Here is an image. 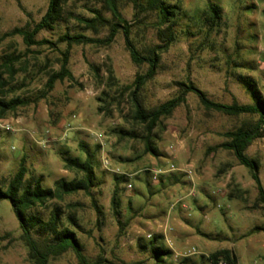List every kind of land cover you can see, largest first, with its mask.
<instances>
[{
    "label": "rangeland",
    "instance_id": "obj_1",
    "mask_svg": "<svg viewBox=\"0 0 264 264\" xmlns=\"http://www.w3.org/2000/svg\"><path fill=\"white\" fill-rule=\"evenodd\" d=\"M167 1L179 7L172 27L175 38L162 50L156 74L140 92L144 105L153 107L175 96L178 82H192L210 99L225 104L251 103L249 84H253L264 100V0ZM210 3L220 8L218 23L206 20ZM47 7L48 0H0V70L5 84L0 98L22 101L0 117V189L22 161L24 177L40 178L45 187H52L58 178L80 177L65 168L63 157L84 160L79 145L83 143L94 153L92 196L78 192L32 211L46 218L58 205L63 219L72 215L88 263L102 257L114 263L209 264L204 257L228 248L237 264H264V232L244 236L254 226L264 225V205L256 204L249 170L230 151L215 148L226 140L224 132L256 116L206 109L195 95L187 94L149 135L156 152H145L147 133L133 118L129 90L147 65L130 59L121 33L109 45L72 46L68 69L73 78L56 81L43 94L47 76L59 69L65 49L58 38L64 32L104 37L106 28L95 34L85 29L80 18L92 17L93 9L111 18L103 0H64L54 28L35 36L54 47L28 48L20 35L6 36L15 28L31 29ZM119 10L126 20L134 21L132 0H121ZM142 20L150 28L142 35L134 32L136 45H162L165 26L156 25L152 13ZM12 56L18 60L9 77L1 63ZM246 153L259 161L264 188V137L255 139ZM115 176L124 177L117 195L120 215L111 204ZM148 234L169 249L168 255H161L164 263L141 248ZM191 248L196 253L183 256ZM0 264H31L7 200H0ZM48 264L80 263L68 250Z\"/></svg>",
    "mask_w": 264,
    "mask_h": 264
},
{
    "label": "trees",
    "instance_id": "obj_2",
    "mask_svg": "<svg viewBox=\"0 0 264 264\" xmlns=\"http://www.w3.org/2000/svg\"><path fill=\"white\" fill-rule=\"evenodd\" d=\"M136 13L134 21L129 22L121 14V0H103L105 8L110 12L111 18H105L99 10L93 9V15L90 18H80L85 29L98 34L100 30L106 28L107 34L104 37H90L81 32L69 33L64 32L59 38V43L65 44V49L61 52L60 67L57 71H52L47 76L44 84L43 94H48L54 87L56 81H63L65 78L72 79L73 76L68 69V56L71 47L74 45L95 44L99 46L109 45L114 41L117 34L121 33L124 45L129 52L130 59L137 65L146 64L147 69L142 74H137L129 90L131 101L134 109L133 118L145 128L147 135L144 137L145 152H156L149 138L152 130L161 122V119L169 116L172 111L185 101L187 94L195 95L199 102L206 108L219 111L228 115H250L256 116V119L244 121L238 127L227 130L223 133L226 138L215 148H222L230 151L240 165L245 166L250 173L256 190V204L264 205V188L259 178L258 167L259 161L246 153L248 147L257 138L264 137V100L259 91L253 84H249L251 89L252 102L225 104L210 99L206 93L194 85L192 82H178V93L166 101L153 106L146 107L140 96V92L147 81L151 80L156 74L160 62L162 50L166 49L175 38L173 25L177 22L178 9L177 5L169 3L167 0H132ZM64 0H48V7L44 15L30 28H15L6 36L18 34L22 37L23 43L29 48L31 46H42L51 43L47 39L36 40V34L43 29H53L54 25L63 14ZM220 8L210 3L207 8L206 20L212 23H218L221 19ZM152 13L155 17V23L158 26H165L162 45H144L139 48L134 39L136 34H145L150 24L142 20V16ZM162 30V29H161ZM18 60L17 56L5 58L1 63L4 71H7L9 77L15 73L14 63ZM0 70V88L5 86L4 79ZM1 93V92H0ZM22 101L19 99H10L5 101L0 98V117L5 112L15 109ZM123 135L129 133L123 130L119 131ZM84 149L86 158L79 160L76 157L64 156L63 162L66 169L80 173V177H73L70 180L58 178L53 182L52 187L42 185L40 178L30 177L26 179L27 173L24 167V161L21 162L18 171L8 182L4 189H0V200H7L20 229V238L27 248L28 259L31 264H48L52 258L59 257L63 253L71 250L80 264H141V262L114 263L99 257L91 263H88L83 254V246L76 236L78 224L72 215H65L58 205L51 207L48 217L43 218L41 215L33 212L36 206L45 205L49 201L63 200L67 195L83 192L92 196V187L96 184L94 173V153L86 150L83 143L79 144ZM115 185L111 196V204L116 215H120L118 190L119 183L124 180L123 176H115ZM242 191H239L241 196ZM234 194V193H232ZM231 193L228 195L232 198ZM240 199H242L240 197ZM93 206L99 212L95 201ZM66 222V224L64 223ZM264 232V225H258L251 228L244 236ZM208 237V235H206ZM158 237H150L148 242L140 245L141 248L149 250L153 259L158 263H164L161 255H168L169 249L160 246ZM206 260L209 264H237L235 253L228 248L215 250L208 254Z\"/></svg>",
    "mask_w": 264,
    "mask_h": 264
},
{
    "label": "built area",
    "instance_id": "obj_3",
    "mask_svg": "<svg viewBox=\"0 0 264 264\" xmlns=\"http://www.w3.org/2000/svg\"><path fill=\"white\" fill-rule=\"evenodd\" d=\"M104 163L107 164L108 163L107 160H104ZM128 187H130V185H128ZM147 237L150 238L151 234H148ZM195 253H196V250L194 248H191V249L185 250L183 256L187 257V256L193 255ZM220 264H223V263H220Z\"/></svg>",
    "mask_w": 264,
    "mask_h": 264
}]
</instances>
